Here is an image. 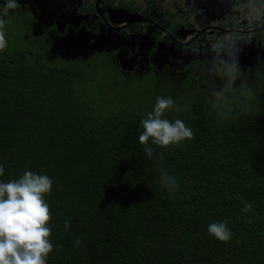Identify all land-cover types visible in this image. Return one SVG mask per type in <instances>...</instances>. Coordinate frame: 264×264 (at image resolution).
<instances>
[{
	"label": "trees",
	"instance_id": "16d2710c",
	"mask_svg": "<svg viewBox=\"0 0 264 264\" xmlns=\"http://www.w3.org/2000/svg\"><path fill=\"white\" fill-rule=\"evenodd\" d=\"M214 1L193 0L201 20L227 16L241 0ZM20 18L19 11L4 16L8 45L0 52V181L29 170L53 179L45 197L55 245L48 264H264V90L259 115L222 121L208 92L215 88L206 76L212 73L207 70L212 58L186 53L183 65L195 73L188 70L180 95L163 94L181 107L191 105L179 118L195 138L157 148L177 180V191L169 194L138 142L140 121L155 101L141 98L125 78L132 71L153 73L140 79L147 93L162 87V64L173 71L177 65L152 56V42L142 40L132 43L124 58L121 47L127 41L116 53L104 52L118 67L95 53L52 58L59 52L46 54L43 38ZM142 43L147 55L134 56ZM132 57L136 67L127 68L124 59ZM258 65L264 66L259 50L255 61H240L244 71ZM217 79L218 90L223 81ZM166 115L177 118L174 112ZM246 203L252 205L247 213L242 211ZM221 221L233 232L227 243L207 231ZM77 238L81 244L74 247Z\"/></svg>",
	"mask_w": 264,
	"mask_h": 264
},
{
	"label": "clouds",
	"instance_id": "9594fccd",
	"mask_svg": "<svg viewBox=\"0 0 264 264\" xmlns=\"http://www.w3.org/2000/svg\"><path fill=\"white\" fill-rule=\"evenodd\" d=\"M17 0H5L0 5V52L6 49L8 41L5 34L6 16L11 9L17 8ZM234 42L227 49V58L221 55V48H216L217 56L207 69L223 81L218 90L212 89L211 107L222 121L240 120L259 115L262 111L259 92L264 90V66L258 65L254 70L244 71ZM239 82V83H237ZM191 105L183 107L171 96H158L152 111L146 113L140 121L142 131L138 142L144 146L145 156L156 165L159 182L169 194L178 189L175 176L164 165V152L186 140L195 138L191 127L181 118ZM174 112L177 118L169 119L166 113ZM4 167L0 165V176ZM53 179L45 174L25 171L18 179L0 181V264H48V257L54 251L52 242V212L45 199L52 191ZM252 208L246 203L242 211L247 213ZM71 228L65 221L64 230ZM209 235L222 243L233 238V232L226 222H214L208 225ZM77 238L74 247H79Z\"/></svg>",
	"mask_w": 264,
	"mask_h": 264
},
{
	"label": "rangeland",
	"instance_id": "374dc122",
	"mask_svg": "<svg viewBox=\"0 0 264 264\" xmlns=\"http://www.w3.org/2000/svg\"><path fill=\"white\" fill-rule=\"evenodd\" d=\"M26 0H19V2H25ZM65 0H60L59 2L56 0H35V6L37 9L44 7H49L50 5H64ZM121 4L125 6H130L132 8L138 9L143 7V11H147L148 8L154 4H157L160 7V11H166L168 19L171 18L170 25L173 28H192L199 27L203 22L205 23L207 19V24H215L221 28H229L233 31L228 34H223L220 32L215 33V36L207 38V41L210 43L211 48L208 49L205 46V41L202 38L191 43L189 46L177 48L173 52H169L167 47L169 48V44L159 45L157 51H155L152 56H156L157 59H162L166 62H173L180 68V72L178 67L176 66L175 71L170 68L169 64L164 63L161 65L162 68V87H153L150 92H144L140 83V79L155 77L154 74L144 73L139 75V73H135L132 71L130 74H127L126 81L136 88L139 91V95L141 98L150 97L152 100L156 101L158 96H164V92L171 90L172 94L179 92L180 95L184 86L186 85L185 80L189 79L191 75L190 72L195 73L192 70L188 69V65H183V60H186V53L190 52L194 56H203V57H211L212 60L217 56L216 48H221V55L223 58H227V49L231 43L235 44V51L239 55L240 61L248 64L257 59V50L264 54V0H241L238 4L230 9V12L227 16H217L215 19L212 16H208L206 20L202 17V11L198 10L193 4V0H120ZM218 0H215L216 3ZM5 0H0V5H2ZM116 2H118L116 0ZM68 9H65L63 16L66 19L68 15H72L75 12V9H72L71 5L67 4ZM20 7V5H19ZM11 9V10H16ZM56 9H41V17L46 18L47 20H53L56 18V14L49 15V11H54ZM69 11V12H67ZM77 21H74L76 23ZM165 23H167V18L165 19ZM182 29V28H181ZM235 29L245 30V32H237ZM56 31H53L52 34L55 35ZM58 35L56 42L54 43L56 47H64L65 52L71 53L69 54V58L74 57L76 54L83 51L86 52L87 49L90 50V45H94V42L87 41L83 37V30H79L77 32L71 31L69 34L61 35L60 30H57ZM141 33L140 38L144 40L145 35L143 34L142 26H132L127 29L125 32L118 34L117 40L115 43L117 45L121 44L126 39L131 37L134 34ZM60 33V35H59ZM43 36H47V32L43 33ZM245 37V38H243ZM256 37V39H255ZM182 38V37H181ZM183 39V38H182ZM242 39H245L244 44L242 43ZM258 40V41H257ZM249 45V46H248ZM28 48L27 46H24ZM254 48H257L254 50ZM208 49V50H207ZM110 53H116L117 49L109 51ZM143 55V43L141 44L140 50L136 52L134 55ZM162 54H164L162 56ZM107 61L112 60L113 57L107 54H100V56H104ZM147 55V52L145 53ZM149 55V52H148ZM135 58L126 59L127 68L136 67L134 64L136 63ZM115 64V59L113 61ZM182 62V63H181ZM212 62V61H211ZM183 65V66H182ZM118 67V65L116 64ZM256 66V65H254ZM253 66V67H254ZM171 69V70H170ZM102 70L104 72H109L110 69L102 66ZM190 72H189V71ZM121 70H119L120 72ZM141 70H138V72ZM148 72H156L155 70H150ZM174 75L175 77H173ZM210 80L208 81L212 87H219L218 79L214 73H211ZM196 77V76H193ZM209 94L212 93V88L208 91ZM211 95V94H210ZM260 97V92H259Z\"/></svg>",
	"mask_w": 264,
	"mask_h": 264
},
{
	"label": "flooded vegetation",
	"instance_id": "af4514ba",
	"mask_svg": "<svg viewBox=\"0 0 264 264\" xmlns=\"http://www.w3.org/2000/svg\"><path fill=\"white\" fill-rule=\"evenodd\" d=\"M56 1L59 2L60 0ZM117 1L118 2H116V0H65L64 5L62 6L60 4L50 5L49 7L42 6L37 9L34 4L35 0H26L25 2H19V0H17L20 7L18 6V9L11 11H19L22 23H24L30 32L40 38H43V45H48L49 47V52L46 54H49L50 52L53 54L59 52L57 55L51 54L52 58H65L69 60L76 56L75 55L74 57L69 58L68 56L71 53L65 52L64 47H56L54 44L58 38V29L60 30L61 35L69 34L71 31L77 32L79 30H83L84 39L94 42V45H90V50L87 49L86 52L77 51L85 53L86 55H91L93 53L104 54L105 51L117 49L119 45H117L115 41L117 40L118 34L125 32L132 26H142L145 38L144 40L140 38V32L139 34H134L127 38V42L121 47L123 51V58L132 51V43L136 40H142L147 43L152 42L151 48L155 51H157L160 44L166 45L165 47L169 44V48L167 47L169 52L174 51L177 46L183 47L190 45L188 43V39L190 37L192 39L193 36H190L187 39L178 37L177 32L183 27L173 28L169 26L171 18L168 19L169 16H167V12L160 11L161 8L158 7L157 4L150 6L147 11H143V7L135 9L121 4L120 0ZM67 4L71 5L72 9H75V12L72 15H68L65 19L63 13L65 9H68ZM41 9H56L48 12L49 15L56 14V18L49 21L46 18L41 17ZM115 9H125L130 13H138L144 18V20L134 24H127L128 18H131V15L125 11L115 13L113 11ZM124 12L128 15V17ZM166 18L167 23H165ZM74 21L77 22L74 23ZM213 26L217 25L207 24L203 28L198 27V30H204V32L193 40V42L202 38L205 41L204 45L210 49L211 46L207 41V38L213 37L215 36V33H217ZM227 29L229 30V28ZM53 31H56L55 35L52 34ZM243 31L245 32V30ZM44 32H47V36H43ZM24 37H28V34H25ZM126 45L128 47H126ZM145 51H147L146 45L143 46L144 56L146 53ZM163 55L164 54H162V56ZM124 62H126L125 59Z\"/></svg>",
	"mask_w": 264,
	"mask_h": 264
},
{
	"label": "water",
	"instance_id": "95a60500",
	"mask_svg": "<svg viewBox=\"0 0 264 264\" xmlns=\"http://www.w3.org/2000/svg\"><path fill=\"white\" fill-rule=\"evenodd\" d=\"M115 13H119V12H127L131 15V18H128V22L127 24H134L136 22H139L141 20H144V18L138 14V13H130L128 12L127 10L125 9H121V10H118V9H115L113 10ZM124 12V13H125ZM126 14V13H125ZM127 15V14H126ZM138 16V17H137ZM128 17V15H127ZM214 30H216L217 32H220V33H223V34H226L229 30L227 28H221V27H218V26H213ZM206 30V29H205ZM204 32V30H198L197 28L195 27H192V28H186V27H183L182 29H180L178 32H177V35L182 37L183 39H187L188 36H193L191 40L188 41V43L190 44L193 40H195L200 34H202ZM195 34V35H194Z\"/></svg>",
	"mask_w": 264,
	"mask_h": 264
}]
</instances>
